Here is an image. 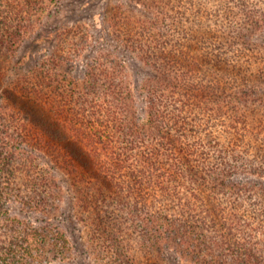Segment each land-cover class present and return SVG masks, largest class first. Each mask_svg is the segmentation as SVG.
<instances>
[{
    "label": "trees",
    "instance_id": "trees-1",
    "mask_svg": "<svg viewBox=\"0 0 264 264\" xmlns=\"http://www.w3.org/2000/svg\"><path fill=\"white\" fill-rule=\"evenodd\" d=\"M136 2L80 78L59 74L74 52L0 66V206L45 217L2 218L23 235L0 236V264H264V38L242 29L264 35V9L222 2L236 34L192 32L199 0Z\"/></svg>",
    "mask_w": 264,
    "mask_h": 264
},
{
    "label": "rangeland",
    "instance_id": "rangeland-1",
    "mask_svg": "<svg viewBox=\"0 0 264 264\" xmlns=\"http://www.w3.org/2000/svg\"><path fill=\"white\" fill-rule=\"evenodd\" d=\"M136 1L139 0L13 1L10 5L12 7L8 5L2 8L4 16H2V19L0 20V66L4 68L10 67L12 61L19 59L27 49L30 50V52L34 55V58H32L30 65V67L34 68H37L41 65L43 66L44 62L47 63L48 59L50 60V55L54 57V55L56 56V54L63 55L65 53L68 54V56H71L74 52L76 56H74L70 60V62L63 63L62 66H60L59 74L63 73L64 75H68L69 79H76L77 77L80 78L82 77L84 70L87 68V64L93 59V57L98 55L100 49L115 44V41L112 40V36H109V34L111 33L109 31L108 25L111 21V17H114L115 14L119 12V9L129 10L132 9V7H138ZM147 1L151 3L152 0ZM158 1L160 2V0ZM243 1H247V3L251 4L255 9H264V0ZM199 2L204 9L202 10V15L197 16L194 19L196 20V23L200 22V25H188L192 27V32L196 29H201L200 27L208 26L215 30L216 28L224 25L225 30H227V26H229V29L236 34L237 27L234 25V22L228 21L229 17H226L224 15V12L222 11L224 9L222 7V2L223 4L225 3L226 7L231 5V8L235 10L234 5H236L237 0H199ZM17 3L19 4V8L17 6ZM29 9L33 12H25L29 11ZM15 12L16 14L14 15ZM187 12L189 14L192 11ZM214 13L220 14L218 15L217 19L216 17H214ZM215 22L216 24L214 25ZM62 28L65 29L62 32H59V35L56 36L58 29L60 30ZM242 29L246 34L250 35V37H248L250 43H260L264 38V35L261 33V31L258 32L257 30L253 33L250 32V28L242 27ZM11 33H13L14 35L22 34L21 36H14L13 39L11 38L12 41H15V44L18 46V50L16 48H13L12 51H8V54H5L6 50L5 48H2L3 40L5 41V36ZM86 33H88V35L85 41ZM246 34L242 36L243 40L246 39L244 38ZM124 55L126 57V54ZM25 69L26 68L21 67L17 71L18 73H24ZM10 73L13 74L16 72L12 70L10 71ZM35 75L39 76L38 73H35ZM259 110L255 111L256 116L260 113ZM213 131L214 135L218 137L220 132L219 127H213ZM221 141H223L222 138ZM245 141L247 143H254V139L252 136L246 137ZM1 172H5V170ZM15 179L16 184L18 185H20V181H23L22 176H19L18 174ZM18 204L19 203L16 201H8L5 206H0V215H2V217L0 218V236L7 237L11 234L19 235L17 240L18 242H20L23 235L21 232L22 230L15 229L14 231H12L11 229L10 231H8L5 228V225H3V220L5 219V217H8L13 213H18ZM16 217L17 219L21 218V222L19 223L20 225H18L22 227L21 229L25 227H28L29 229L30 225L33 226L34 224L38 223L37 219L45 218L38 217V215L34 214L26 216L17 214ZM68 226L69 225L62 226L60 224V228L66 231L67 235L70 236V226ZM30 240H32V237H30ZM81 240L83 242V237L81 238ZM27 242H29V240ZM84 242L86 243V239ZM37 248V245L35 246L34 244H32V246L28 247L29 251L26 248L27 251H24L25 254L23 256H29L33 259H36L37 256L34 254L36 253L35 249ZM89 260L90 263L88 262V264H95L94 260L91 259V257L89 258ZM27 261V264H36L35 261H30L29 258H27Z\"/></svg>",
    "mask_w": 264,
    "mask_h": 264
}]
</instances>
